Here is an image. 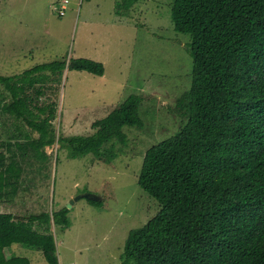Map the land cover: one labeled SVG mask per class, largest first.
Returning <instances> with one entry per match:
<instances>
[{"label": "trees", "instance_id": "trees-1", "mask_svg": "<svg viewBox=\"0 0 264 264\" xmlns=\"http://www.w3.org/2000/svg\"><path fill=\"white\" fill-rule=\"evenodd\" d=\"M137 2L115 1L114 14L127 15ZM170 16L174 31L190 38L191 85L176 101L187 121L144 153L137 184L157 213L128 232L119 264H264V0H173ZM65 69L104 75L101 63L77 58L0 76L11 99L0 98V112L38 135L30 150L39 160L55 142V106L36 105L44 89L38 84ZM141 102L129 95L91 123L90 135L58 137L59 148L71 158L111 154L126 143L124 129L143 127ZM6 160L0 152V200L1 182L15 186L9 179L21 175ZM67 214L66 208L21 219L0 213V264H30L7 256L16 244L59 264L50 226L68 228Z\"/></svg>", "mask_w": 264, "mask_h": 264}, {"label": "rangeland", "instance_id": "rangeland-1", "mask_svg": "<svg viewBox=\"0 0 264 264\" xmlns=\"http://www.w3.org/2000/svg\"><path fill=\"white\" fill-rule=\"evenodd\" d=\"M63 1L0 0V76L77 58L104 67L102 77L65 69L38 84L44 89L36 105L55 106V142L44 148L45 158L31 157L38 135L0 112V152L21 170L19 179H9L15 186L1 182L0 213L21 219L69 205L68 228L50 226L58 263L119 264L128 232L157 213L155 201L137 184L144 153L187 121L176 101L191 85L190 38L174 31L173 0H138L124 16L114 14L117 0ZM131 94L142 99L143 127L124 129V145L116 144L100 159L92 154L71 158L69 150L59 148L58 137L90 135L91 123ZM1 97L11 101L2 85ZM9 140L17 145L6 146ZM85 195L98 198L101 208ZM6 250L9 257L47 264L38 250L17 244Z\"/></svg>", "mask_w": 264, "mask_h": 264}, {"label": "water", "instance_id": "water-1", "mask_svg": "<svg viewBox=\"0 0 264 264\" xmlns=\"http://www.w3.org/2000/svg\"><path fill=\"white\" fill-rule=\"evenodd\" d=\"M83 198H86V199H89V200H97V198H93V197H90V196H88V195H85V196H82ZM82 197H80V196H78V197H76L74 200H79L80 198H82ZM71 205V204H70ZM66 209H69V205L67 206V208Z\"/></svg>", "mask_w": 264, "mask_h": 264}, {"label": "built area", "instance_id": "built-area-1", "mask_svg": "<svg viewBox=\"0 0 264 264\" xmlns=\"http://www.w3.org/2000/svg\"><path fill=\"white\" fill-rule=\"evenodd\" d=\"M67 1H68V0H64L63 2H64V3H67ZM62 10H63V8H62ZM62 10H60V11L54 10V11L58 12V15H59V16H63V15H64V12H63Z\"/></svg>", "mask_w": 264, "mask_h": 264}]
</instances>
